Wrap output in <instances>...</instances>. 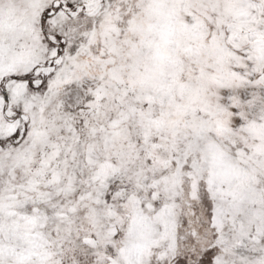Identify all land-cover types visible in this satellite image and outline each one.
Returning <instances> with one entry per match:
<instances>
[{"label":"snow or ice","instance_id":"snow-or-ice-1","mask_svg":"<svg viewBox=\"0 0 264 264\" xmlns=\"http://www.w3.org/2000/svg\"><path fill=\"white\" fill-rule=\"evenodd\" d=\"M0 264H264V0H0Z\"/></svg>","mask_w":264,"mask_h":264}]
</instances>
